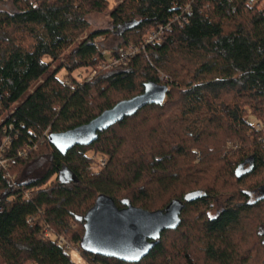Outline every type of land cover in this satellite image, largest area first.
Returning a JSON list of instances; mask_svg holds the SVG:
<instances>
[{
    "label": "trees",
    "instance_id": "trees-1",
    "mask_svg": "<svg viewBox=\"0 0 264 264\" xmlns=\"http://www.w3.org/2000/svg\"><path fill=\"white\" fill-rule=\"evenodd\" d=\"M188 4L192 14L184 26L173 24L162 42L128 65L88 80L108 60L104 44L96 47L99 37L121 39L113 52L140 46ZM261 4L123 0L110 12L112 31L88 32V17L108 11L107 0H41L36 6L0 0V139L6 129L13 176L0 171V264H74L69 251L43 237L42 223L80 247L85 220L78 218L100 195L119 209L156 212L180 203L179 228L163 232L137 264H264ZM79 70L89 76L80 81ZM148 82L168 85L165 103L114 125L92 146L63 156L45 139L141 95ZM36 144L28 159L18 156ZM89 151L107 155L109 163L93 171ZM220 198L224 207L211 216ZM81 254L89 264H129Z\"/></svg>",
    "mask_w": 264,
    "mask_h": 264
},
{
    "label": "water",
    "instance_id": "water-1",
    "mask_svg": "<svg viewBox=\"0 0 264 264\" xmlns=\"http://www.w3.org/2000/svg\"><path fill=\"white\" fill-rule=\"evenodd\" d=\"M139 24L134 23L130 30ZM169 93L167 84L148 82L144 92L122 101L90 123L61 134L50 135L48 142L63 156L75 147H90L99 135L114 125L133 117L147 106H161ZM181 205L173 203L166 211L149 212L132 205L119 209L114 200L100 195L85 218L82 251L124 263L137 264L146 258L163 232L181 225Z\"/></svg>",
    "mask_w": 264,
    "mask_h": 264
},
{
    "label": "built area",
    "instance_id": "built-area-1",
    "mask_svg": "<svg viewBox=\"0 0 264 264\" xmlns=\"http://www.w3.org/2000/svg\"><path fill=\"white\" fill-rule=\"evenodd\" d=\"M40 1L41 0H30V3L36 6ZM233 1L234 0H226V2L228 3H232ZM260 1H262V3L264 2V0H248V3L250 5H255L257 2ZM191 14H192L191 6L188 4L182 8L181 14L175 16L174 19L169 24L165 26H160L159 28L149 32L145 36L144 41L140 46H130L126 48L120 47L115 52L108 49L102 50L101 54L105 57H108V60L104 61L97 70H93L88 80L91 81L97 75L99 70H111L113 68L128 65L138 54L145 53L148 45H155L162 42L165 39L166 34L168 32H171L173 24L178 23L180 26H184L185 23L188 22V17ZM96 47L98 48L99 44L96 43ZM4 134H5L4 138L0 139V171L4 173L6 178L13 181V176L9 172L10 159L6 157V151L8 150V148L12 143V138L7 133L6 129L4 130ZM45 136H46L45 139L48 140L50 137L49 132H47ZM36 149H38V144H36L33 147L27 145L23 150L19 151L18 156L24 159H28L31 152ZM106 164H107L106 162H103L102 163L103 167H105ZM31 195L32 194L30 192H24L23 194L25 200H30ZM33 222H34L33 219L29 220V223L31 224ZM42 224H43V228H42L43 237L45 239L54 241L59 247H62L67 251L76 250L77 252L81 253L82 251L81 247L73 246L66 240L65 237L57 235L48 224H45L44 222ZM94 264H102V263H94Z\"/></svg>",
    "mask_w": 264,
    "mask_h": 264
},
{
    "label": "rangeland",
    "instance_id": "rangeland-1",
    "mask_svg": "<svg viewBox=\"0 0 264 264\" xmlns=\"http://www.w3.org/2000/svg\"><path fill=\"white\" fill-rule=\"evenodd\" d=\"M123 0H107L109 3L108 11L104 13H93L88 17V21L90 24V28L88 32L96 31V30H110L112 31V25L110 20V12L116 8V6ZM7 9L12 10V5L9 4L6 6ZM261 8H264V2L261 4ZM121 42V39L117 35H109L107 37H99L96 40L97 44L103 43L104 49H112L117 47ZM80 42H77L63 57L62 61L67 58L70 52L74 51ZM61 61V62H62ZM65 71H61L59 73V78L65 81ZM87 72L84 70H79L74 73V76L77 77L80 81L85 80L87 76ZM166 81V79H164ZM231 145V144H230ZM230 145L228 146L230 148ZM88 156L92 157V168L93 171L100 170L103 167L102 163H109V157L107 155H103L101 153H97L95 151H89L87 153ZM72 178V176H70ZM256 197V196H255ZM257 198V197H256ZM225 198H220L214 203V207L211 210V216L217 215L224 207ZM76 230L80 229L79 225H74ZM69 256L74 264H89L88 261L82 256L81 253L76 250L69 251Z\"/></svg>",
    "mask_w": 264,
    "mask_h": 264
}]
</instances>
